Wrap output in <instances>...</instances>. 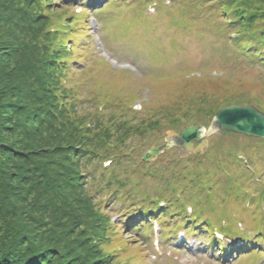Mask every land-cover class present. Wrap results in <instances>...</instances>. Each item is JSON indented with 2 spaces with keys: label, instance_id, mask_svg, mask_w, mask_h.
<instances>
[{
  "label": "trees",
  "instance_id": "16d2710c",
  "mask_svg": "<svg viewBox=\"0 0 264 264\" xmlns=\"http://www.w3.org/2000/svg\"><path fill=\"white\" fill-rule=\"evenodd\" d=\"M92 1L0 0V264L138 262L140 239L130 240L127 231L122 237L119 231L130 227L141 210L149 221L142 220L134 230L140 232L149 222L142 229L148 240L154 221L165 228L171 216L201 220L210 213L205 207L210 192L234 183L216 177L206 190L210 169L187 172L181 167L166 177L160 172L162 181L154 191L140 192L131 186L135 178L131 180L129 171L139 174L138 182L159 173L151 167L138 171V164L131 167L137 149L156 145L168 130L186 123L208 125L220 107L233 101L263 108L257 99L200 92L185 93L156 110L148 100L145 110L137 111L126 104L137 100V93H118L136 92L135 78L118 90L108 80L101 90L83 91L74 75L87 63L88 50L80 49V42L93 30L90 7L83 6L73 19L65 13L70 2L95 7ZM182 2L188 9L218 13L243 58L264 68V0ZM95 44L93 39L87 43ZM123 71L136 75L128 68ZM251 139L258 143L237 145L223 154L245 173L239 187L256 191L262 178L251 182V164L259 146L264 152V139ZM193 155L209 162L207 152ZM111 200L120 203L116 220L109 212L113 204L107 209ZM218 224L227 230V224Z\"/></svg>",
  "mask_w": 264,
  "mask_h": 264
},
{
  "label": "rangeland",
  "instance_id": "374dc122",
  "mask_svg": "<svg viewBox=\"0 0 264 264\" xmlns=\"http://www.w3.org/2000/svg\"><path fill=\"white\" fill-rule=\"evenodd\" d=\"M92 2L96 4L95 7L70 2L65 13L69 19H73L82 12L83 6L90 7L88 19L92 27L98 15L93 14L94 10L100 11V27L96 25L91 34L88 32L86 39L80 42L84 45L80 49L88 50L85 58L87 63L81 65L84 70L77 72L74 80L82 83L83 91L101 90L108 80L118 90L135 78L132 86L136 92L123 89L118 93L124 92V97L137 93V100L126 103L137 111L145 110V101L148 100L156 110L159 106H166L167 102L186 96L185 93L200 92L216 95L223 93L227 97L234 96V99L244 98L253 102L257 99L264 108V68L249 61V58H243L234 44V35L224 28V19L217 17L218 13L209 14L206 8H199L198 11L188 9L181 0ZM92 39L100 42L99 45L96 43L88 46V41ZM109 61H114L112 63L118 66ZM127 67L134 70L136 75L125 73L123 69ZM166 133L157 145L164 142ZM251 138L240 134L225 136L222 133L210 136L208 147L201 152L204 155L207 152L209 162H199L204 156L197 158L174 148L143 167L139 160L150 145L137 149L136 160L131 167L138 164V171L151 167L159 173L138 182L136 177L139 174L130 170L131 180L135 178L131 186L140 192L154 191L153 188L162 181L160 172L164 171L162 176L166 177L170 175V170H179L181 167L187 172L210 169L204 179L206 190L211 189L210 183L216 177L233 180L234 185L228 183L210 192L205 199V207L210 213L202 216L201 220L172 219L171 216L165 228L154 221L152 225L155 226V232L148 233V240L142 236V229L149 222L144 223L141 230L138 229L140 232L134 230L138 228L137 223L149 221L143 214L140 215L141 211L144 213L146 210H141L133 218L130 227L119 231L122 237L128 236L127 231L132 237L130 240H137V237L140 239L143 249L141 258L132 264H264V152L259 146L257 152H254L256 158L253 164L249 162L255 168L251 172V182L262 178V182H257L256 191L239 187L245 173L235 168L233 158L223 154L237 145H256L258 141ZM232 151L243 153L241 149ZM240 160L243 161V158L240 157ZM104 164L108 165L109 162ZM111 201L107 209L113 204L115 208L109 212L116 220L120 203ZM219 221L227 224V230L219 226ZM261 222L263 225L257 227ZM216 231L220 232H217L219 237Z\"/></svg>",
  "mask_w": 264,
  "mask_h": 264
},
{
  "label": "water",
  "instance_id": "95a60500",
  "mask_svg": "<svg viewBox=\"0 0 264 264\" xmlns=\"http://www.w3.org/2000/svg\"><path fill=\"white\" fill-rule=\"evenodd\" d=\"M218 132H233L264 139V112L254 105H225L216 112L208 127L189 123L179 132H167L165 142L160 146L149 147L143 153L142 160L154 161L173 147L188 153L199 152L208 146L207 138Z\"/></svg>",
  "mask_w": 264,
  "mask_h": 264
}]
</instances>
